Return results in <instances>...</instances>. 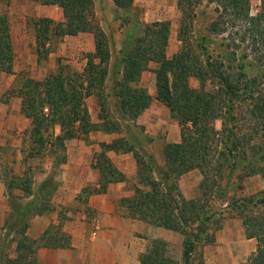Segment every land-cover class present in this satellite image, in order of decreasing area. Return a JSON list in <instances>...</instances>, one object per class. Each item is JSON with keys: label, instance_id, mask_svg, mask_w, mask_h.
<instances>
[{"label": "trees", "instance_id": "1", "mask_svg": "<svg viewBox=\"0 0 264 264\" xmlns=\"http://www.w3.org/2000/svg\"><path fill=\"white\" fill-rule=\"evenodd\" d=\"M41 1L58 6L63 18L34 20L39 60L46 59L55 42L65 36L92 33L95 44L82 71L61 65L42 79L18 77L13 86L20 110L29 120L25 157L51 156L53 164L62 165L67 160L69 140L95 131L116 130L100 116L101 122H93L86 106L90 96L102 106L108 104L106 80L111 52L96 17L94 0ZM111 1L127 23L134 0ZM259 1L258 12L252 15L249 0H177L183 11L180 46L170 59L166 54L168 22L137 24L139 33L123 42L119 51L122 70L113 88L123 116L134 120L150 106L153 96L139 82L148 64L154 62V98L168 107L180 128V141L163 146L162 165L151 154L135 152L122 138L102 142L92 164L99 171V186L90 188L88 195L104 193L110 184L128 181L108 151L133 152L136 184L130 196L119 199V207L128 217L183 238L180 259L170 242L156 238L141 255L140 264H204L200 249L215 243L219 229L216 213L224 210L236 213L244 236L256 240V248L244 264H264V190L254 195H230L223 210L211 204L216 197L223 203L233 178L235 183L252 175H261L264 180V0ZM204 2L214 3V17L206 35H199L194 19ZM14 60L10 21L5 12H0V74L12 73ZM193 79L197 86L191 84ZM216 120H221V130L216 129ZM193 170L203 176L201 196L189 200L180 189L179 179ZM9 177L5 179L9 217L21 214V222L8 227L15 233L17 257L5 260V264H35L41 246L68 247L69 235L61 232V224L53 233L47 231L52 233L51 239L45 235L31 240L26 235L31 216L41 215L50 207L35 206L40 198L30 174ZM14 190L19 193L15 195ZM21 200L33 201L34 206L25 212Z\"/></svg>", "mask_w": 264, "mask_h": 264}, {"label": "rangeland", "instance_id": "2", "mask_svg": "<svg viewBox=\"0 0 264 264\" xmlns=\"http://www.w3.org/2000/svg\"><path fill=\"white\" fill-rule=\"evenodd\" d=\"M251 14L256 15L260 1L249 0ZM97 20L105 31L110 47V60L106 80L107 105L102 106L98 99L90 96L86 99V106L93 122L106 119L111 128L116 129L110 133L102 131L91 132L84 138H74L67 142V161L65 164H53L51 156L43 159L26 158V140L29 129V120L20 110V99L13 92V86L18 77L42 79L49 72L55 71L59 66H71L76 71H82L87 62V56L95 51L92 33H80L75 36H65L61 41H56L54 48L46 59H38L36 51L34 20L38 18H52L55 21L62 19V11L55 5L42 3L41 0H0V12H5L9 18L13 38L15 60L12 73L0 75V259L13 254L14 233L9 231L11 224L16 226L21 222V214H14L10 219L7 189L5 179L12 174L22 175L27 172L33 178L34 188L39 201L35 206L52 209H84L83 197L79 202L72 201L70 205L57 203V198L65 196L55 190L63 184V178L72 163L79 158L75 152L84 153L86 165L95 162L97 154L101 151L102 142L111 143L122 138L133 150L140 155H153L158 164L162 165V149L164 144L179 139L180 128L177 121L170 117L168 107L155 99L156 64H148L140 78L139 84L147 89L153 96L150 106L136 119L129 120L123 116L113 88L116 80L120 78L122 63L120 49L123 42L139 33L137 24H150L153 22H168L170 35L166 48L167 57L170 59L180 46L178 33L183 19V11L179 8L177 0H134L130 11L129 21L123 23L125 15L117 11L111 0H94ZM214 3L204 2L198 8V16L194 19L196 34L206 35V27L214 17ZM219 40H216L218 42ZM197 86V80H190ZM105 107V109H104ZM99 116L101 119H99ZM217 130H221V120L215 121ZM58 128L55 132L58 133ZM264 135V131L262 133ZM260 134V135H261ZM115 166L124 172L128 181L113 188L114 195L130 196L136 184V161L133 152L122 153L108 151ZM71 172V171H70ZM69 172V173H70ZM203 176L198 170L184 174L179 179L180 189L186 199H195L201 196L200 182ZM232 189H228L223 203L214 198L211 204L214 208H225L230 201V195L235 197L254 195L264 190V180L261 175L245 177L240 183L231 181ZM16 195L18 190H14ZM58 193V194H57ZM83 198V199H82ZM212 198V197H211ZM23 210L28 212L34 206L33 201L21 200ZM223 204V205H222ZM223 210V209H222ZM10 215V217H9ZM218 219L216 241L212 245L201 247L204 264H244L249 255L256 248L255 239L244 236L242 222L236 213L229 210L217 211ZM14 226V225H13ZM178 241H171L174 253L180 259L182 250V236L176 233ZM14 238V239H13ZM0 260V264L3 262Z\"/></svg>", "mask_w": 264, "mask_h": 264}, {"label": "crops", "instance_id": "3", "mask_svg": "<svg viewBox=\"0 0 264 264\" xmlns=\"http://www.w3.org/2000/svg\"><path fill=\"white\" fill-rule=\"evenodd\" d=\"M178 138L172 142H178ZM75 154L79 158L74 163L68 161L69 170L63 178L64 182L55 190L65 196L64 200L57 198V203L67 206L72 201L79 202L83 197L85 208L70 210L53 207L41 215L31 216L26 230L31 240L45 235L51 239L52 231L60 224L61 232L68 234L70 240L68 247H39L35 264H140V257L152 239L178 241L176 232L125 214L118 205L119 199L124 196L112 193L113 188L122 183L110 184L104 193L88 195L90 188L99 186V171L92 167L94 161L86 165L84 153L80 151ZM49 230L52 233L47 234ZM13 249L12 255L0 259L2 264L17 257L15 239Z\"/></svg>", "mask_w": 264, "mask_h": 264}]
</instances>
